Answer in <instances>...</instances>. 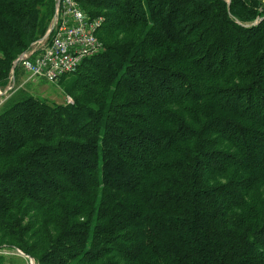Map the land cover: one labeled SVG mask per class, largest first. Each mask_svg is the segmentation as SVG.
<instances>
[{
	"label": "trees",
	"instance_id": "1",
	"mask_svg": "<svg viewBox=\"0 0 264 264\" xmlns=\"http://www.w3.org/2000/svg\"><path fill=\"white\" fill-rule=\"evenodd\" d=\"M79 2L57 104L7 89L58 0H0V264H264V0Z\"/></svg>",
	"mask_w": 264,
	"mask_h": 264
},
{
	"label": "built area",
	"instance_id": "2",
	"mask_svg": "<svg viewBox=\"0 0 264 264\" xmlns=\"http://www.w3.org/2000/svg\"><path fill=\"white\" fill-rule=\"evenodd\" d=\"M103 21L101 17L90 19L79 0H58L52 40L46 47H36L24 53L20 60L23 71L30 80L49 82H57L64 75L75 73L86 59L101 50L97 33ZM68 103H73L71 98Z\"/></svg>",
	"mask_w": 264,
	"mask_h": 264
},
{
	"label": "rangeland",
	"instance_id": "3",
	"mask_svg": "<svg viewBox=\"0 0 264 264\" xmlns=\"http://www.w3.org/2000/svg\"><path fill=\"white\" fill-rule=\"evenodd\" d=\"M44 45L45 44L43 43V44L37 45L36 47L37 49H40V47L43 48ZM19 88L20 90L25 89L28 92L36 95V97L45 99L46 101H49L51 103H57V104L68 103L69 98H71L64 94L63 89H62V82L60 80L57 82H49L45 79L30 80L29 75L26 74L24 71L22 72V75L19 81L17 78L15 79L14 76H11V83L7 90L17 91ZM3 254L15 256L16 258L15 264H35V261L30 256L24 254L23 252L21 253V252H10V251L6 252L5 251L3 252Z\"/></svg>",
	"mask_w": 264,
	"mask_h": 264
},
{
	"label": "water",
	"instance_id": "4",
	"mask_svg": "<svg viewBox=\"0 0 264 264\" xmlns=\"http://www.w3.org/2000/svg\"><path fill=\"white\" fill-rule=\"evenodd\" d=\"M53 29H54V24H53V26L51 27V30L49 31V33H48V35H47L46 37H48V36L52 33ZM23 55H24V54H23ZM23 55L17 60V62L15 63V67H16V65L20 62V60L23 58Z\"/></svg>",
	"mask_w": 264,
	"mask_h": 264
}]
</instances>
